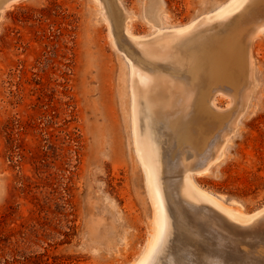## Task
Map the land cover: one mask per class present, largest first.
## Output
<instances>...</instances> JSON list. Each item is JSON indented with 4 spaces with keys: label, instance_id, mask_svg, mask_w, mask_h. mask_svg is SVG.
<instances>
[{
    "label": "rangeland",
    "instance_id": "374dc122",
    "mask_svg": "<svg viewBox=\"0 0 264 264\" xmlns=\"http://www.w3.org/2000/svg\"><path fill=\"white\" fill-rule=\"evenodd\" d=\"M236 3L241 11L222 20L219 13L237 9ZM233 28L239 34L231 43L240 35L237 53H246L249 63L232 61L247 70L236 68L240 78L228 65L234 49L221 55L229 67L217 66L224 82L234 85L222 83L221 91H235L237 99L217 91V76L212 83L211 71L202 67L218 48L217 38ZM127 36L150 46L178 36L181 45L175 40L172 51L182 56L185 70L168 67L184 73L187 88L205 97L194 94L190 120L198 111L202 120L192 126L196 142L185 140V154L177 138L156 133L162 156L171 138L165 161L174 168L164 176L172 188L165 187L172 234L163 253L168 256L158 264H215V251L223 253L217 252V264L228 253L227 264H264V241L250 240L263 235L264 214L239 225L193 190L181 194L191 172L195 184L231 211L253 216L264 210V0H0V264H137L145 253L155 213L134 148L126 57L142 62ZM199 71L207 74L199 77ZM232 75L235 82L227 80ZM202 169L209 172L199 175ZM215 221L247 242L215 247L209 233ZM206 245L230 250L212 253Z\"/></svg>",
    "mask_w": 264,
    "mask_h": 264
},
{
    "label": "bare ground",
    "instance_id": "6f19581e",
    "mask_svg": "<svg viewBox=\"0 0 264 264\" xmlns=\"http://www.w3.org/2000/svg\"><path fill=\"white\" fill-rule=\"evenodd\" d=\"M249 1V0H248ZM248 2H246V4L244 3L243 5H247ZM102 4V3H101ZM238 4V8L235 9V10H231V7H228V8H225L222 12L219 13V16L222 18V20H225L227 21V18L230 16V18H232L231 16H233V13L237 12V10L240 8L242 9V4L240 3H236ZM235 4V5H236ZM252 5V4H251ZM103 6V4L101 5V7ZM233 7V6H232ZM104 12V10H103ZM105 13V12H104ZM106 15V14H105ZM218 16V17H219ZM107 17V15L105 16ZM229 19V18H228ZM107 20V19H106ZM222 22V21H221ZM220 22V23H221ZM216 23V22H215ZM219 23V24H220ZM109 24V22H108ZM214 25V24H213ZM213 27V26H211ZM215 28V27H214ZM217 28V27H216ZM236 28H238L236 26ZM236 28H233V29H229L228 33H226L225 35H227V37H225L224 39L221 37L222 40L218 39L216 40V43L218 44V48L215 50L213 56H212V59L210 60L208 55L204 58L203 60V64H202V67L204 68V70H206V72H210L209 74L217 76L216 79H214V75L209 78H211L210 80L212 81V78L214 79V81L216 82H219V89L220 90H217V91H220V93H224L226 94L225 92L221 91V86H226L228 83L224 82L225 79L223 77V72L221 73L220 71L222 70L221 68H219L217 65L221 64L220 60H223L225 59V55L224 57H221L222 54H225V51H227L228 49H234L235 51L233 52L232 50H228V53L229 54H232V55H229L228 56V53H227V58H228L230 61L228 60V65L231 64L230 67H233L234 65V69L233 68H230L228 69L229 72L228 73H232V74H235V73H238V75L240 76V74H244L245 72H241L243 69H246L245 67L246 66H239L240 64L243 65L240 61L238 62L239 65H236V64H233L234 63H237V61H232V59H237V57L241 58V55L238 56L240 53H242V48H240L238 45V43L241 41L240 39L238 40L237 38L239 37L240 38V35L236 37V40L238 41V43L236 42V44H232L234 42H232L233 40H235L234 36L235 33H238V31H236L234 33V31L236 30ZM238 29H241L240 27ZM214 30V29H213ZM215 31V30H214ZM243 31V30H242ZM217 32V30H216ZM198 33V32H197ZM219 33V32H218ZM217 33V34H218ZM129 34V33H128ZM164 34V33H163ZM162 34V35H163ZM214 34V33H212ZM229 34V35H228ZM239 34V33H238ZM130 36H133L131 34H129ZM211 36V34H209ZM221 35V34H220ZM166 36V35H164ZM242 36V35H241ZM129 41H132L130 40L131 37L127 36ZM170 37V36H169ZM215 37V36H214ZM218 37V36H216ZM133 38H135V36H133ZM132 38V39H133ZM137 38H140V37H137ZM141 39V38H140ZM172 39L173 40H169L167 41L168 44L166 45L165 43L164 44H154L152 46L150 45H145L143 44L144 41H140L142 43H139V42H136L134 44V40L132 41V43L136 46L135 48L137 49V54L138 56H140V58L138 59L139 61L142 62V64H139L138 61L137 63L134 62V60L132 61L129 57L130 55H128L126 58L127 60L130 62L131 66H132V76H133V94H132V99H133V105H134V126H135V129H134V132H135V140H134V148H135V152H136V155H137V158H138V161L140 163V166L142 167L143 169V173L145 175V181H146V187H147V192H148V195L151 199V202L153 204V207H154V213H155V226L154 227V230H153V235H152V238L150 240V243L145 251V253L143 254V256L141 257L140 261L137 263V264H158L162 258H164L163 256L166 255L163 253L166 252V248H167V243H169L168 239H169V236L170 234H172V220H171V215H170V211H169V207H173L172 206H168L167 204V199L169 198H166V192H165V187H168V188H171V185L168 183V181H165L164 179V176H167V179H168V175L172 173V171L174 170V168H172L170 166L169 163L172 162V160L170 159L171 162L167 161L169 160L167 158V155L169 152H171V146H170V140H168L167 142V148H166V155L162 156L161 154V150H160V146L158 145V136H157V132L159 130V133L161 131L162 133V136L165 135L166 138H169L170 136H172V140L174 139H178V144L180 146V149L184 152L185 154V140H194V142H196V139H195V134H194V128L192 127L194 122L200 118V120H202V114L201 112H196L195 116H194V120H190L191 117L189 116V112L191 111V104L192 102L194 103L195 101H193V97H194V94L197 92H193V90H190L187 88V83L185 84V74L182 73L181 71L179 70H175L174 67H177L179 68L180 70H185V65H182L179 61H181V57L178 55V51L176 52V54H173V51L174 49H172V44L175 42V40L177 41L179 38L178 36L177 37H173L172 36ZM211 39V38H210ZM143 40V39H142ZM145 40V39H144ZM160 40V38H159ZM181 40V39H180ZM207 40V39H206ZM220 40V41H219ZM146 41H148L146 39ZM153 41V40H151ZM150 41V43H151ZM161 41V40H160ZM171 41V42H170ZM212 41H215L212 40ZM159 42V41H157ZM156 42V43H157ZM177 42L180 43V41L178 40ZM203 42V41H202ZM211 42V40H210ZM232 42V43H231ZM130 43V42H129ZM178 43V44H179ZM177 44V45H178ZM199 44V43H198ZM207 44V42H206ZM241 44V42H240ZM181 45V43L179 44ZM238 45V48H240V50L237 49V46ZM242 45V44H241ZM192 46V45H191ZM214 46V45H213ZM230 46H233L232 48ZM179 47V46H178ZM212 47V45H211ZM230 47V48H229ZM236 47V48H235ZM251 48V47H250ZM178 49V48H177ZM245 49V48H244ZM173 50V51H172ZM183 51V50H182ZM237 51L239 52V54L237 53ZM248 51V50H247ZM185 52V51H184ZM212 52V51H211ZM234 54H237V56L235 57ZM249 53V52H248ZM246 53H244V55L242 56L244 58V60L246 61V57H248L247 55H245ZM252 54V52H251ZM250 55V54H249ZM245 56V57H244ZM251 56V55H250ZM131 57H134L131 55ZM136 57V56H135ZM134 57V59H135ZM220 57L222 59H220ZM231 57H234V58H231ZM252 57V56H251ZM191 58V57H190ZM224 58V59H223ZM238 58V59H239ZM243 58H241L243 60ZM186 59V58H185ZM189 60V58L187 59ZM243 60V61H244ZM136 61V60H135ZM193 61V59H192ZM222 61V62H223ZM244 61V63H245ZM140 62V63H141ZM184 62V61H183ZM186 62V61H185ZM194 62V61H193ZM196 62V61H195ZM202 62V61H201ZM227 62H225L227 64ZM248 62V61H246ZM224 63V62H223ZM237 63V64H238ZM249 63V62H248ZM185 64V63H183ZM187 64V63H186ZM192 64V62H191ZM194 64V63H193ZM246 64V63H245ZM169 65H172L174 66L173 68L171 67H168ZM195 65V64H194ZM221 65H225V64H221ZM227 65V66H228ZM247 65V64H246ZM192 66V65H190ZM199 66V65H198ZM227 66L225 65L223 70L227 68ZM253 66V65H252ZM229 67V66H228ZM241 67V69H240ZM250 67V65H249ZM191 68V67H190ZM214 68H216L217 70H215ZM239 69V72H241L239 74V72L237 71V69ZM219 69V72H217ZM221 69V70H220ZM236 70L235 73H233V70ZM189 70V69H188ZM197 70V69H196ZM202 70V69H201ZM247 70V69H246ZM245 70V71H246ZM190 71V70H189ZM192 71V70H191ZM194 71V69H193ZM216 71V72H215ZM213 72V73H212ZM198 73V72H197ZM202 73V72H201ZM227 73V75H229ZM199 77L202 75L204 76L205 74L207 73H202L200 75V71H199ZM221 76V78H223L222 82L220 83V80L221 78L219 77V75ZM246 74H247V71H246ZM245 74V75H246ZM192 75V74H191ZM237 75V74H236ZM194 76V75H193ZM226 76V75H225ZM231 76V75H230ZM233 77H228L227 80H229L230 82L233 81V79L236 77L234 75H232ZM253 76V71H252V74H251V78ZM196 77V76H195ZM199 77H197V79H200ZM242 76H240L241 78ZM248 77V76H247ZM189 78V77H188ZM217 78H220L217 79ZM191 79V78H190ZM250 79V78H249ZM219 80V81H218ZM237 80V79H236ZM252 80V79H251ZM214 81H212V83H214ZM239 81V79H238ZM236 81V82H238ZM250 81V80H249ZM253 81V80H252ZM234 82H235V79H234ZM190 83V81H189ZM188 83V84H189ZM222 83L224 85H222ZM239 83V82H238ZM234 84H237V83H234ZM213 85H218V84H213ZM232 86V84H228L227 86ZM249 85V84H248ZM190 86V85H189ZM234 86V85H233ZM232 86V87H233ZM238 86H240L238 84ZM243 86V84H242ZM241 86V87H242ZM195 87L194 89L196 90V86H193ZM228 87H226L228 89ZM236 87V86H235ZM240 87V88H241ZM231 88V87H230ZM238 88V87H237ZM236 88V89H237ZM243 88V87H242ZM249 88V87H248ZM225 89V88H224ZM232 89V88H231ZM231 89H228V92L229 90ZM215 90V89H214ZM232 92L234 90H231ZM239 91V89H238ZM235 92V91H234ZM234 92L232 93V95H228V97H231L234 95V98L237 99V96H235ZM230 93V92H229ZM237 93V92H236ZM245 93V92H244ZM207 94V93H206ZM240 94V93H238ZM195 95L198 96V94L196 93ZM210 95V94H209ZM196 96V97H197ZM247 96V95H246ZM199 98L203 99L205 98L202 94V97L201 96H198ZM209 97V96H208ZM233 98V99H234ZM199 99V100H201ZM232 99V98H231ZM234 99V100H236ZM196 100V99H195ZM204 100V99H203ZM202 100V101H203ZM233 100V101H234ZM208 101V100H207ZM237 101V100H236ZM235 101V102H236ZM240 101V100H239ZM234 102V103H235ZM245 103V102H243ZM201 104V102H200ZM203 105V104H202ZM201 105V106H202ZM203 106H207V105H203ZM203 108V107H202ZM204 109V108H203ZM200 110V109H199ZM205 110V109H204ZM211 111V110H209ZM212 112V111H211ZM237 112V111H236ZM209 113V112H208ZM191 114V113H190ZM207 114V113H204V115ZM236 114V113H235ZM194 115V114H193ZM210 115V114H209ZM211 116V115H210ZM187 117L189 118L187 122H185V119H187ZM231 117V116H230ZM234 117V114L233 116ZM204 118V117H203ZM229 120V119H228ZM231 121V120H229ZM159 125L161 128H159ZM186 125V127H185ZM202 133L204 132L202 129L200 130ZM205 133V132H204ZM225 134V133H224ZM222 141V140H221ZM173 143V142H172ZM191 144V143H190ZM193 144V143H192ZM191 146V145H190ZM218 147V146H217ZM165 148V147H164ZM210 152V151H209ZM218 152V151H217ZM210 155V154H209ZM164 157V158H163ZM165 158L167 159L165 161ZM200 160V159H199ZM185 162V160H183ZM210 161V160H209ZM175 162V161H174ZM197 162V161H196ZM216 162V161H215ZM215 164V163H214ZM174 165V164H173ZM172 165V166H173ZM176 166V165H175ZM179 166V165H178ZM206 166V164L204 165ZM204 166H202L204 168ZM181 167V166H180ZM186 167V166H185ZM185 167H184V171H185ZM176 169H179L177 166H176ZM209 169V168H208ZM204 170L203 172L199 171L200 173H198L199 175L203 174L204 173H207L209 172V170ZM187 171V169H186ZM193 172V170H190ZM196 173V172H195ZM197 174V175H198ZM185 180V179H184ZM186 182H183L185 183L184 184V189L182 190V193L184 198H185V192L187 191H191L193 190L196 194H199L200 196H202V198L208 203V206H213L211 208L213 209H217L219 210L220 212L222 213H226V214H229L235 221H236V224L238 223L239 225L240 224H243V225H246V224H250L251 222H254V220L258 217H260L261 215L264 214V210L260 211L259 213H257L256 215H253V216H249L247 214H244L241 210L239 209H235L234 210H230L228 209L220 200H218L217 198L213 197L212 195H210L209 193L203 191L197 184H195V182L193 181L192 179V174L191 172L187 175V178L185 180ZM183 186V185H182ZM190 186V187H189ZM174 188V187H173ZM172 189V188H171ZM170 189H168L169 191ZM167 191V193H169ZM173 192V190H172ZM175 192V191H174ZM176 194V193H175ZM168 195V194H167ZM172 196V195H171ZM176 196V195H175ZM175 198V197H174ZM173 198V199H174ZM172 200V199H171ZM170 200V201H171ZM187 200V199H186ZM189 201V200H188ZM190 203L192 204H195L194 202H191L189 201ZM172 204V203H171ZM180 205V204H179ZM196 205V204H195ZM207 205V204H205ZM176 206V205H175ZM229 207V206H228ZM231 208V207H230ZM178 209V208H176ZM179 211V210H177ZM175 211V212H177ZM203 212V210H202ZM216 212V211H215ZM218 212V211H217ZM216 212V213H217ZM220 214V213H219ZM221 215V214H220ZM175 216V215H174ZM223 216V215H222ZM176 218V217H175ZM207 219V218H206ZM226 219V218H225ZM208 220V219H207ZM201 221V220H200ZM209 221V220H208ZM222 221V220H221ZM256 221V220H255ZM203 222V221H202ZM216 222V223H215ZM213 223L216 224V227H213L211 226L209 228V233L211 234V238H213V244H215V242H218V244H225V247L226 245L232 249H236L235 247L237 248H240L238 246H241L239 244L241 243H244V242H247L246 241H242L240 239H238V235L235 234V230L234 228L230 227L229 224H217V221H215ZM228 222V221H227ZM208 223V222H207ZM264 223V222H263ZM262 223V224H263ZM261 224V227H259L261 230H263V237L260 236L261 234H257L256 236V239H250L251 241L257 243V242H263L264 241V225L262 226ZM205 225V224H204ZM209 225V224H208ZM174 226V225H173ZM207 227V226H206ZM203 232V231H202ZM205 232V231H204ZM207 232V231H206ZM254 234H256V232H253ZM208 234V232L206 233ZM200 236V235H199ZM171 237V236H170ZM175 238V237H174ZM210 238V236H209ZM171 239V238H170ZM175 240V239H174ZM173 240V241H174ZM206 241V240H205ZM172 242V241H171ZM170 242V243H171ZM179 243V242H177ZM173 244V243H172ZM181 244V243H180ZM205 244V243H204ZM217 244V245H218ZM170 245V244H169ZM180 246V245H179ZM207 246V250L209 252H211L210 250L212 249H215L217 250L218 248H220V245L219 247L216 249V248H210L208 245ZM234 246V247H233ZM172 248L174 246H171ZM215 247H216V244H215ZM221 247H224V245ZM227 247V248H228ZM206 248V247H205ZM210 248V249H208ZM227 248H223L221 249L224 253H228L227 251L230 250H226ZM179 249V248H178ZM168 250V249H167ZM207 250H205V252H207ZM238 250V249H237ZM235 250V254H236V251ZM177 251V250H176ZM214 250H212V253H213ZM232 251V250H231ZM240 251V250H239ZM169 252V251H168ZM167 252V253H168ZM183 252V251H181ZM204 252V253H205ZM219 253V251H217ZM216 251L214 252L216 255L218 254ZM230 252V251H229ZM238 252V251H237ZM192 253V252H191ZM194 253V252H193ZM211 253V254H212ZM240 252H238L239 254ZM171 254V253H170ZM190 254V253H189ZM207 254V253H206ZM205 254V255H206ZM210 254V253H209ZM219 254H222L223 253H219ZM230 254V253H228ZM226 255L227 258L229 255ZM233 254V253H232ZM231 254V255H232ZM234 255V257L237 255ZM163 255V256H162ZM203 255V254H202ZM208 255V254H207ZM206 255V256H207ZM215 256V259H216V263L217 264V259H221L220 255L218 256ZM168 255H166L165 257H167ZM178 256V255H177ZM176 256V257H177ZM188 256V255H186ZM192 256V255H191ZM212 256V255H210ZM225 256V257H226ZM245 256V255H244ZM243 254L240 255V257H244ZM253 256V255H252ZM183 257V256H181ZM205 257V256H204ZM209 257V256H208ZM208 257H205V258H208ZM222 257V256H221ZM187 258V257H186ZM189 258V257H188ZM187 258V260H188ZM210 258V257H209ZM224 258V257H223ZM222 258V259H223ZM225 258L224 262L222 260H220L222 263L221 264H227L225 263L228 259ZM238 258V257H237ZM235 258V260L237 259ZM249 258V257H248ZM252 258V257H250ZM249 258V259H250ZM183 259V258H182ZM194 259L195 256H194ZM198 259V258H197ZM211 260H213V256L212 258H210ZM253 259V258H252ZM256 259V258H255ZM164 259H162L163 261ZM167 260V258L165 259V261ZM169 260V259H168ZM190 260V259H189ZM188 260V261H189ZM192 260V259H191ZM232 259L229 258V261L230 262ZM196 261V260H195ZM194 261V262H195ZM204 261V260H203ZM210 261L209 259L206 260L205 262H208ZM214 261V260H213ZM239 262L242 261L241 259L238 260ZM197 262V261H196ZM212 261H210V264H211ZM232 262L234 263V260L231 261L230 263L232 264ZM244 262V261H243ZM249 262H251V259L249 260ZM259 262V261H258ZM162 263V262H160ZM165 263V262H164ZM163 263V264H164ZM209 263V262H208ZM214 262H212L213 264ZM245 263V262H244ZM253 262H251L252 264ZM255 263L257 264L256 260H255ZM260 263V262H259ZM258 263V264H259ZM201 264V263H200ZM237 264V262H236ZM242 264V262H241ZM247 264V263H246ZM250 264V263H249ZM261 264V263H260Z\"/></svg>",
    "mask_w": 264,
    "mask_h": 264
}]
</instances>
